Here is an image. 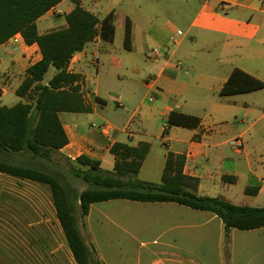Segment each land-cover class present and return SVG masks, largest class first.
<instances>
[{
  "label": "crops",
  "instance_id": "0c3cea01",
  "mask_svg": "<svg viewBox=\"0 0 264 264\" xmlns=\"http://www.w3.org/2000/svg\"><path fill=\"white\" fill-rule=\"evenodd\" d=\"M104 1L107 0H81V6L102 19L114 11L108 10L105 16L96 13L99 11L98 7L104 5ZM162 6H166L165 10L171 12L173 16L166 15L167 19H164L161 27L153 34L148 33L145 39L139 37L138 24L133 18H129L132 23L131 50L127 51L123 47L124 52H132L138 44L140 48L141 43H146V51L150 50L148 47L151 44L161 52L156 60L150 59L155 65L151 74L152 78L148 79L147 88L132 81L124 84L121 90L114 88L116 108L125 109L126 105L131 106L139 101L134 110L126 108L128 118L125 121L120 122L115 116L113 122L98 117L104 125L97 129H92L93 126L84 125L81 121V116L96 115L98 107L106 103L97 90L88 87L87 72L89 66L93 64L96 53L99 55L97 60V66H99V52L102 51L104 44L110 43L96 39L72 56L68 71L81 77L80 92L85 93L82 97L89 112L59 113V120L68 139V144L59 153L71 161L85 155L100 161L103 170L112 171L114 157L110 154V149L114 144L122 143L136 147L139 143H148L150 149L141 171L152 150L151 144L147 141L148 126L150 127V121L158 116L165 123L161 128V138L168 143L166 148H172H168L166 154L172 152L185 156L183 172L199 179L198 195L213 197L204 193L211 190L210 185L214 180L211 166L214 164L219 165L221 171H224L219 172L220 182L228 195L231 193V187L244 178L246 185L242 191L246 187H257L258 193L252 197L255 199L264 194V126H259L264 121V112H262L264 110L258 111L259 118L246 130L241 131L236 128L235 131L238 132L230 138L224 141L221 139L226 133L234 131L230 128L232 124H229L232 118L241 112L249 116V108H247L249 104L244 96L255 95L264 105V89L227 96H222L220 91L235 69L264 82V0H192L185 2V6L180 0H167V3ZM73 8L74 4L71 0L60 2L36 21L38 33L44 34L65 27L64 17ZM187 10H191L193 16L188 17L191 11ZM186 19L189 21L187 34L192 33L193 28L196 27L198 32L208 33L209 39L204 41L193 31L190 37L191 47L183 46L185 36L175 26L174 21L184 22ZM52 20H58V23L52 24ZM124 22L118 26L115 25L116 31L123 29L124 33ZM14 36L19 38L17 43L12 42ZM14 36L0 46V65L5 64L9 59L8 75H4V81L12 83L18 77H23L22 83L26 69L39 61L41 55L36 45L28 46L21 35ZM178 36L181 38H177ZM170 41L176 44L173 50L169 48ZM198 42H201L206 50V60L211 63V72L200 78L181 81L179 80L181 70L179 59L183 55L186 59L193 58V48ZM8 45L13 50L10 57H7L3 51V48ZM213 50H219V52L215 54ZM175 59L177 64H174ZM122 65V59L114 55V68L120 69ZM52 70L48 80L55 74V70ZM142 88L145 93L139 99L138 94ZM151 91L156 93L159 100L157 104L149 101L150 105H144L147 93ZM4 95L3 90L0 96ZM25 101L17 97L12 106ZM186 105L201 107L206 113L205 116L184 110ZM0 106L5 105L0 104ZM176 110L198 117L200 126L196 129L167 128L169 114ZM115 112L117 111L114 110ZM137 117L139 118L137 130H132L130 124ZM224 123L227 124L223 125ZM167 130L172 135L164 137ZM103 131L109 135H104ZM237 137L243 139L244 145L240 151L233 150L235 156L231 158L225 154L223 147ZM226 163L227 167L223 170ZM224 175L235 177L236 183L224 184L221 180ZM223 197L231 202L227 196L223 195ZM109 202L114 200L91 205L88 215L78 220L81 237L87 246L94 248L102 264H106L102 252L106 248L104 243L110 244L109 241L114 239V207L102 208ZM147 206L169 209H175V206L184 207L176 203H147ZM215 221H218V228L223 230L221 220L211 214L208 222ZM234 230L237 229L231 230L230 235ZM205 233H208L207 230ZM242 234L244 235L239 245L240 259L233 264H264V228L242 231ZM0 264H77L57 218L52 193L47 184L0 173ZM144 264L183 263L175 255L164 254L161 257L148 259Z\"/></svg>",
  "mask_w": 264,
  "mask_h": 264
},
{
  "label": "trees",
  "instance_id": "16d2710c",
  "mask_svg": "<svg viewBox=\"0 0 264 264\" xmlns=\"http://www.w3.org/2000/svg\"><path fill=\"white\" fill-rule=\"evenodd\" d=\"M63 0H0V46L20 34L26 45H36L41 59L29 66L15 94L26 101L0 106V173L42 182L50 187L57 218L77 264H102L93 247L84 242L78 220L90 206L110 200L141 203H176L196 211L209 212L223 225L226 243L233 229L248 231L264 228V207L234 205L223 196L197 194L199 179L184 174L185 156L168 152L160 184L134 181L149 152L148 143L136 147L114 144L111 172L101 162L85 155L71 161L59 151L68 144L59 113H88L80 92L81 77L70 73L72 56L96 39L113 43L115 13L99 19L71 0L73 10L65 15V27L39 34L36 21ZM132 23L124 22L123 47L131 50ZM55 74L44 82L50 69ZM264 89V82L235 69L220 91L222 96ZM200 119L179 111L169 114L167 128L196 129ZM61 162L64 163L62 166ZM82 181L87 187L78 192L67 179ZM233 185L235 177L222 176ZM244 195L254 197L257 187H246Z\"/></svg>",
  "mask_w": 264,
  "mask_h": 264
},
{
  "label": "rangeland",
  "instance_id": "374dc122",
  "mask_svg": "<svg viewBox=\"0 0 264 264\" xmlns=\"http://www.w3.org/2000/svg\"><path fill=\"white\" fill-rule=\"evenodd\" d=\"M185 6V2L192 0H180ZM167 0H107L104 5L98 7L96 13L100 16H105L108 10L113 9L115 13V25L123 24L126 17L132 19L139 26V37H145L153 34L164 19L166 15L173 14L165 10ZM190 12L191 10H187ZM193 16L192 11L188 17ZM187 17V18H188ZM175 22V26L184 35L183 46L191 47L190 37L193 31L201 36L204 41L209 39V34L205 32H198V28H193L192 33H186L187 19L183 22ZM52 24H57L58 20H52ZM123 29L116 31V37L113 43L104 44L100 54L99 66L95 59L93 64L88 68V87L92 90H97L106 103L102 107H98L97 113L94 116H81V121L84 125L93 126L92 129L104 125L98 117H103L109 122H113L114 116L118 121L123 122L128 118L126 111L134 110L136 102L130 106L126 105L125 109L116 108L114 106V88L121 90L123 85L127 82H134L143 88H147L149 78L153 74V62L148 58V53L157 47L149 44L150 50L146 51V43L139 44L132 52H124L123 50ZM177 38H181L178 36ZM170 49L176 47L170 41ZM7 57L12 54V48L8 45L3 48ZM191 51V49H190ZM189 51V52H190ZM146 52V53H145ZM217 54L219 50H213ZM193 58L186 59L185 55L181 56L179 62L181 70L179 73V80L189 81L190 79L200 78L203 75H208L211 72V63L206 59V50L201 42L196 43L193 48ZM114 55L122 59V67L120 69L114 68ZM99 57V55H98ZM34 62V61H33ZM174 64H177L176 59ZM9 59L5 64L0 65V88L5 91V95L0 96V104L5 106H12L16 102L17 96L14 90L19 86L23 77L12 83L4 81V75H8ZM52 69L48 72L44 82L48 81V77L52 75ZM23 74V72H22ZM21 74V76H22ZM141 89L138 98L140 99L145 90ZM155 91V90H154ZM151 91L147 93L146 100L143 104L150 105L149 100L157 104L159 98L156 93ZM246 101L248 102L249 116L238 114L232 118L229 124L234 131L226 133L221 141L227 140L235 134L236 128L239 130H246L253 124L260 116L258 111L264 110V105L259 101L255 95H248ZM2 102V103H1ZM208 108V107H207ZM114 110L117 111L114 113ZM184 110L194 112L202 117L205 116V111L201 107H193L186 105ZM264 112V111H262ZM138 117L135 118L130 124V129H136L138 126ZM152 120V119H151ZM148 126L147 141L151 144V154L145 162L143 169L134 181L148 182L153 184H160V174L164 164V156L168 150L166 148L167 142L161 138V128L165 125L162 119L156 116ZM224 123L223 125H226ZM259 126H264V121ZM172 135L169 130L166 131L164 137ZM165 144V145H164ZM226 155L233 158V150L228 144L223 147ZM62 166L64 163L61 162ZM207 164V162L205 163ZM212 181L207 193L210 196H227L229 200L235 205H247L251 207H264V194L253 199L243 194V188L246 185L245 179L231 187L230 195L224 191L220 182L221 171L219 165H212ZM227 167V163L223 170ZM106 171V170H105ZM111 172V171H108ZM68 182L78 192L84 190L87 185L80 180L69 178ZM177 205V204H176ZM114 207V239L110 240V244L105 242L103 254L106 264H144L146 260L161 257L164 254L175 255L177 259L183 264H233L240 259V239L243 237L241 230H234L230 235L228 242L224 238L223 230L218 228V221L208 222L211 217L209 213L196 212L188 208L175 206V209L169 208H153L147 206V203L133 202L129 200H114L105 204L102 208L110 209ZM178 209V210H176ZM207 230L208 233H205Z\"/></svg>",
  "mask_w": 264,
  "mask_h": 264
},
{
  "label": "built area",
  "instance_id": "2783aa9c",
  "mask_svg": "<svg viewBox=\"0 0 264 264\" xmlns=\"http://www.w3.org/2000/svg\"><path fill=\"white\" fill-rule=\"evenodd\" d=\"M18 40H19V38L16 37V36H14L12 38V42L13 43H17ZM159 54H160V52L157 49L151 50V52L148 53V58L151 59V60L152 59L156 60L159 57ZM94 59L96 61L98 60V53L95 54ZM2 91H3V89L0 88V92H2ZM81 94H82V96L85 95L84 92H81ZM149 101L152 102L153 99H150ZM103 134L106 135V136L109 135L108 133H106L104 131H103ZM108 140L110 141V138L109 137H108ZM227 144L230 146V148L232 150H234V151H240L242 149L243 145H244V142H243V139L241 137H237V138H234V139L230 140Z\"/></svg>",
  "mask_w": 264,
  "mask_h": 264
}]
</instances>
